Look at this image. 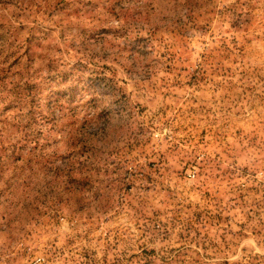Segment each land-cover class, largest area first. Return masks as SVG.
Listing matches in <instances>:
<instances>
[{
    "label": "rangeland",
    "instance_id": "1",
    "mask_svg": "<svg viewBox=\"0 0 264 264\" xmlns=\"http://www.w3.org/2000/svg\"><path fill=\"white\" fill-rule=\"evenodd\" d=\"M0 264H264V0H0Z\"/></svg>",
    "mask_w": 264,
    "mask_h": 264
},
{
    "label": "built area",
    "instance_id": "2",
    "mask_svg": "<svg viewBox=\"0 0 264 264\" xmlns=\"http://www.w3.org/2000/svg\"><path fill=\"white\" fill-rule=\"evenodd\" d=\"M189 176L192 177L193 176V173H190Z\"/></svg>",
    "mask_w": 264,
    "mask_h": 264
}]
</instances>
